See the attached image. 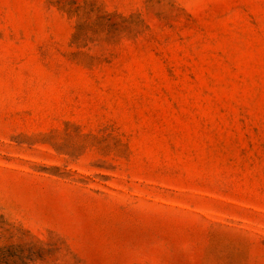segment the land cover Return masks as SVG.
I'll return each mask as SVG.
<instances>
[{"label":"rangeland","instance_id":"374dc122","mask_svg":"<svg viewBox=\"0 0 264 264\" xmlns=\"http://www.w3.org/2000/svg\"><path fill=\"white\" fill-rule=\"evenodd\" d=\"M0 264H264V0H0Z\"/></svg>","mask_w":264,"mask_h":264}]
</instances>
